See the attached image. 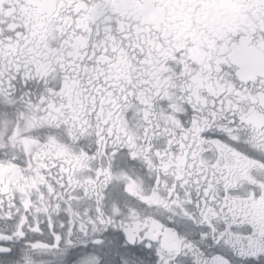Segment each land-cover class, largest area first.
I'll use <instances>...</instances> for the list:
<instances>
[{"label":"snow or ice","instance_id":"6c2138e0","mask_svg":"<svg viewBox=\"0 0 264 264\" xmlns=\"http://www.w3.org/2000/svg\"><path fill=\"white\" fill-rule=\"evenodd\" d=\"M0 264H264V0H0Z\"/></svg>","mask_w":264,"mask_h":264}]
</instances>
